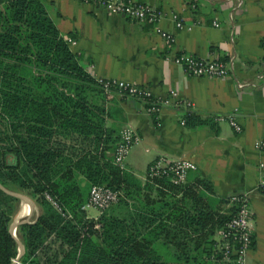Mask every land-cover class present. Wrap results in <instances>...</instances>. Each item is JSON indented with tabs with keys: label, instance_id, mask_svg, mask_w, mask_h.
<instances>
[{
	"label": "trees",
	"instance_id": "obj_1",
	"mask_svg": "<svg viewBox=\"0 0 264 264\" xmlns=\"http://www.w3.org/2000/svg\"><path fill=\"white\" fill-rule=\"evenodd\" d=\"M70 45L44 0H0V183L40 207L18 227L17 264H226L212 254L235 206L223 212L227 201L197 184L141 182L114 163L121 121L107 125L109 102ZM94 184L120 192L97 219L82 208ZM17 202L0 189V264L18 253L8 229Z\"/></svg>",
	"mask_w": 264,
	"mask_h": 264
},
{
	"label": "crops",
	"instance_id": "obj_2",
	"mask_svg": "<svg viewBox=\"0 0 264 264\" xmlns=\"http://www.w3.org/2000/svg\"><path fill=\"white\" fill-rule=\"evenodd\" d=\"M136 1L162 12L159 27L175 36L174 43L157 35L150 22L130 20L95 3L44 0L60 33L75 41L70 47L92 76L145 87L160 100L175 90L181 100L191 102L188 109L170 99L155 115L146 112L137 98L101 93L112 113L107 125L121 121V130L130 124L141 138L122 168L148 182L145 170L158 154L184 156L196 165L185 183L197 184L196 190L211 198L226 200L221 211L228 210L232 195L245 194L252 231L246 264H264V193L257 188L264 176V151L253 145L255 140H264V0ZM173 14L181 19V28ZM179 51L198 57L217 56L228 64V74L224 78L191 76L173 61ZM234 111L241 132H235L227 121L214 119ZM189 112L201 123L181 124ZM110 155L113 157V152ZM15 198L18 205L9 226L28 217L33 222L40 207L29 197L31 205ZM25 203L27 215L23 212ZM111 206L105 212L115 204ZM36 207L37 216L31 220ZM83 210L88 218L97 219L102 214L92 207ZM113 213L119 215V210Z\"/></svg>",
	"mask_w": 264,
	"mask_h": 264
},
{
	"label": "built area",
	"instance_id": "obj_3",
	"mask_svg": "<svg viewBox=\"0 0 264 264\" xmlns=\"http://www.w3.org/2000/svg\"><path fill=\"white\" fill-rule=\"evenodd\" d=\"M80 3H95L110 12L122 15L130 20H145L153 25L157 35L170 44L175 42V36L159 27V20L162 12L149 6L144 2L136 0H78ZM178 28L182 27L181 19L177 14L172 15ZM70 44L75 41L67 38ZM173 61L181 66L187 74L198 77L224 78L228 74V64L217 56L198 57L185 51H179L173 55ZM100 84L102 93L108 97L112 95L130 96L142 99L148 105L144 107L150 114H157L162 104H167L170 99L175 102L183 103L186 108L191 107L190 101L181 100L175 90H170L169 96L163 100L157 99L152 92L142 86H137L125 80L115 78L96 77ZM216 121H227L235 132H241V126L236 120V113L231 112L224 115L214 116ZM181 124L185 119H181ZM141 143V138L135 128L127 124L119 132V140L113 151L114 163L121 168L124 165L126 156L131 148ZM254 147L264 151V140L254 141ZM195 163L187 157H170L165 153H160L147 166L145 175L147 179H165L174 185H182L186 182L188 173L195 170ZM257 188L264 193V176L261 177ZM54 205L56 203L46 195ZM120 198V192L103 184H94L90 187L87 201L82 206L85 208H95L103 212L111 205L115 204ZM230 207L235 206L232 217L216 232L215 244L212 259L233 264H246V255L251 246L252 231L250 227V208L248 198L245 194L232 195L229 198Z\"/></svg>",
	"mask_w": 264,
	"mask_h": 264
},
{
	"label": "water",
	"instance_id": "obj_4",
	"mask_svg": "<svg viewBox=\"0 0 264 264\" xmlns=\"http://www.w3.org/2000/svg\"><path fill=\"white\" fill-rule=\"evenodd\" d=\"M0 189L2 191H4L5 193H7V194H10L12 196L18 197L22 201L29 202L30 205L32 204V201L29 198H27L25 196H22V195H20L18 193L12 192V191H10L8 189H6L1 183H0ZM25 222H29L28 218L26 220H22L20 222L14 221L9 226V232L11 233L12 237L14 238L16 244L18 245V249H19L18 250V254H17V258H16L17 260H19L21 258V256L24 254L25 247H24V244L16 237V235H15V228H16V226H17L18 223L19 224H22V223H25ZM12 264H16V262H12Z\"/></svg>",
	"mask_w": 264,
	"mask_h": 264
},
{
	"label": "rangeland",
	"instance_id": "obj_5",
	"mask_svg": "<svg viewBox=\"0 0 264 264\" xmlns=\"http://www.w3.org/2000/svg\"><path fill=\"white\" fill-rule=\"evenodd\" d=\"M6 188V187H5ZM6 189H8V188H6ZM8 190H10V189H8ZM10 191H12V192H15V193H19V194H22L23 196H26V197H29V198H31V196H30V193H29V191H27V190H23V189H17V190H15V191H13V190H10ZM4 192V191H3ZM5 193V192H4ZM7 194V193H6ZM8 195H10V194H8ZM10 196H12V195H10ZM13 197H15V196H13ZM32 199V198H31ZM33 200V199H32ZM17 205H18V202L16 203V206H15V210H14V212H13V214H12V217H14V213L16 212V208H17ZM36 206V205H35ZM24 207H25V215H27V211H28V209H27V204L25 203L24 204ZM37 213H38V207H36L35 209H34V211L32 212V215H31V220L32 219H34L36 216H37ZM17 237H18V234H17ZM19 239L21 240V238H20V236H19ZM18 251V250H17ZM18 254V253H17ZM17 258V255H16V257L12 260V262H16V264L18 263V260L16 259ZM228 264H232V263H228Z\"/></svg>",
	"mask_w": 264,
	"mask_h": 264
},
{
	"label": "bare ground",
	"instance_id": "obj_6",
	"mask_svg": "<svg viewBox=\"0 0 264 264\" xmlns=\"http://www.w3.org/2000/svg\"><path fill=\"white\" fill-rule=\"evenodd\" d=\"M23 206V212L25 213V207H24V204L22 205ZM35 209V208H33ZM29 218V217H28ZM16 237H17V232L15 233Z\"/></svg>",
	"mask_w": 264,
	"mask_h": 264
}]
</instances>
